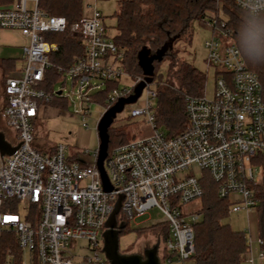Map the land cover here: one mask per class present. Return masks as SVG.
I'll list each match as a JSON object with an SVG mask.
<instances>
[{"label": "built area", "instance_id": "built-area-1", "mask_svg": "<svg viewBox=\"0 0 264 264\" xmlns=\"http://www.w3.org/2000/svg\"><path fill=\"white\" fill-rule=\"evenodd\" d=\"M226 1L251 15L264 16V0H216L217 13L205 19L212 30L205 43V64L207 71L216 70L214 97L209 100L206 92L202 97H188L187 127L173 138L156 127L155 83L123 70L124 54L96 6L91 15L71 25L66 18L43 11L40 0H14L0 6V29L17 30L28 40L23 47L25 68L19 76L9 77L3 88L8 103L3 106L2 119L16 137L3 132L12 146H20L12 156L0 153V264H110L101 251L105 222L118 194L125 195L118 223L129 224L152 209L160 210L166 217L169 238L163 241L157 236L149 245L159 239L161 247L164 242L163 251L159 248L162 264L188 261L195 253L194 226L201 214H184L182 207L205 196L202 181L206 176L217 184L218 197L231 201L232 214L255 212L253 186L262 182L263 174L253 159L264 155V88L235 44L223 10ZM67 31L83 40L85 54L67 68L57 67L52 55L59 46L46 36ZM52 69L64 75L65 84L59 81L54 91L47 93L40 86ZM68 81L88 103L92 94L105 89L106 82H119L121 88L112 91L105 112L133 96L141 83L146 85L140 96L145 97L142 106L131 109L130 114L144 115L153 133L108 155L104 168L111 191L105 190L97 166L99 148L86 150L73 160L67 157L65 145L50 153H42L34 145V123L41 104L55 96L65 97ZM90 115L88 106L82 115V132L92 129ZM22 205L26 207L24 215ZM34 210L39 213L35 225L26 220ZM6 235L15 237L23 252L21 262L13 250L4 251ZM79 241L87 243L92 255L75 254ZM261 257L264 259V253Z\"/></svg>", "mask_w": 264, "mask_h": 264}, {"label": "trees", "instance_id": "trees-1", "mask_svg": "<svg viewBox=\"0 0 264 264\" xmlns=\"http://www.w3.org/2000/svg\"><path fill=\"white\" fill-rule=\"evenodd\" d=\"M13 1L0 0V6H7ZM85 5L86 0H40L39 6L51 16L66 18L71 25L78 23L86 16ZM223 10L229 22L228 27L234 33L235 44L241 52L246 40L247 25L257 20H264V16L251 15L236 8L230 1L223 4ZM217 11L216 0H121L118 2V10L113 14V18L116 19L114 26L116 34L113 36V41L119 51L124 54L121 65L129 75L147 78L141 64L142 56H147L149 52L154 56L168 45L162 58L154 61V75L151 77L157 92L154 107L156 127L162 130L167 138H173L186 129L188 124L187 98L204 96L207 82V74L204 71L180 60L178 51L174 48V42L184 40L190 43L192 40L191 24L194 21L210 18ZM108 30H110L109 27ZM46 38L49 42L59 46V50L52 55V61L57 67L67 68L77 57L85 54L83 40L72 36L69 31L47 34ZM242 56L248 70L259 77L264 88V66L250 64L243 54ZM164 63L168 64L169 74L166 84H163L164 76L159 70ZM1 67L3 69L2 85L5 88L6 80L16 71V61L2 60ZM59 81L65 84L64 75L52 69L47 72V80L40 88L51 93ZM120 88L119 82H106L105 89L92 94L90 101L106 105L112 91ZM2 99L6 105L8 99L4 92H2ZM45 104L69 109V101L63 96H55ZM2 127L0 122L1 131L4 129ZM34 128L36 129L35 123ZM109 137V157L119 146L137 139L130 125H113L109 129ZM253 165L262 169L264 177V155L255 156ZM202 186L206 194L202 198L203 207L198 212L202 218L194 226L195 253L190 260L194 264H242L244 257L251 249L249 233L233 230L229 224L225 223V220L232 214V203L229 199L218 197L217 184L209 176L202 181ZM253 191L257 201L255 212L259 245L261 252L264 253V180L254 185ZM38 216V211H35L26 220L35 225ZM130 231L129 224H127L120 236ZM137 232L141 237L154 234L161 236L163 241L169 238V227L166 222L138 229ZM9 250H13L17 260L21 262L23 252L19 249L13 235H6L4 240V251Z\"/></svg>", "mask_w": 264, "mask_h": 264}, {"label": "rangeland", "instance_id": "rangeland-1", "mask_svg": "<svg viewBox=\"0 0 264 264\" xmlns=\"http://www.w3.org/2000/svg\"><path fill=\"white\" fill-rule=\"evenodd\" d=\"M121 0H98V5H102L100 8L103 10V20L106 26L114 25L113 12L118 10V2ZM94 0H86V15H91V9L88 4L91 5ZM99 9V10H100ZM207 20L194 21L191 24L190 32L192 33V40L188 41L180 40L174 42V48L178 51V56L181 61H184L191 66L204 71L207 74L206 82V97L212 100L214 97V91L216 86V70L214 68L207 71L205 64V59L207 57V49L205 47L206 41L210 40L212 35V30L206 23ZM110 35L116 34V29L111 28L109 30ZM28 44V40L17 30L0 29V110L2 109V74L3 69L1 67L2 60L12 59L16 61V71L10 76L17 77L21 74V71L25 68L26 63L23 59V47ZM151 53L147 57H152ZM168 64L164 63L160 67V72L164 76V83L166 84L169 79L168 74ZM125 83H128V79H124ZM155 88V87H153ZM152 88V89H153ZM60 90V86H57V91ZM77 90H72L71 82L68 81V85L65 89L63 95L67 97L69 101V109H62L56 105L41 104L39 117L35 129V147L42 153H50L54 148L60 145L67 146L66 155L73 160H78L79 156L83 154L86 150H98L99 148V135L97 131L98 123L101 120L105 112V108L108 105H101L99 103H88L85 102ZM144 98H140L136 105H129L126 107L122 113L117 115L114 122V126H125L130 125L133 134L137 138H145L153 133L151 125L147 123V119L144 115L133 117L130 114L131 109H137L142 106ZM156 104V103H155ZM154 104V105H155ZM90 106L91 115L88 117V122L91 123L92 129L87 132H82L80 129V124L82 122V115H84L85 109ZM2 128L5 132H12L16 137V132L10 130L6 125L4 120H1ZM259 172L263 174L262 169L257 167ZM199 176V173L197 174ZM261 180H264L263 175H261ZM203 207L202 199L186 204L182 207V212L184 214H192L199 212ZM25 206H20V211L22 215L25 214ZM202 218V216H201ZM201 220V219H200ZM166 222V217L158 209H152L142 217L129 222V233L120 236V250L121 252H140L149 244L156 241L157 235L149 234L148 236H139L137 230L145 227H150L155 224H161ZM200 222V221H199ZM225 223L229 224L233 230L236 231H246L249 233L250 249L248 253L249 261L258 262V258L254 253V246L258 249V255L261 256L262 252L260 250L259 238H258V223L257 214L252 212L249 216L245 213L241 214H231ZM164 242L161 243L160 252L163 251ZM93 251L87 248V243L85 241H79L78 247L75 249V254L77 256H90ZM172 264H194L191 260L185 261L183 263L174 262Z\"/></svg>", "mask_w": 264, "mask_h": 264}, {"label": "water", "instance_id": "water-1", "mask_svg": "<svg viewBox=\"0 0 264 264\" xmlns=\"http://www.w3.org/2000/svg\"><path fill=\"white\" fill-rule=\"evenodd\" d=\"M168 49V45L158 54L147 57L142 56L141 64L145 70L147 80L152 81L151 77L154 75L153 63L155 60H160ZM145 83H141L136 89L133 96L120 100L116 105L107 110L98 124L99 135V154L97 160V166L102 174V181L106 191H111L108 176L104 168V162L107 159L109 153V129L113 126L117 115L126 110V106L135 104L142 95ZM19 144L12 146L6 139L5 133L0 130V153L4 156H12L19 148ZM119 198L115 204L114 210L105 222L106 231L103 234L104 247L101 252L104 253L110 264H162L159 257L160 240L152 246H146L142 252L123 253L120 250V235L123 230L126 229L127 224L125 222L118 223L117 216L121 209L122 200L125 198L124 194H118Z\"/></svg>", "mask_w": 264, "mask_h": 264}, {"label": "clouds", "instance_id": "clouds-1", "mask_svg": "<svg viewBox=\"0 0 264 264\" xmlns=\"http://www.w3.org/2000/svg\"><path fill=\"white\" fill-rule=\"evenodd\" d=\"M241 52L250 64L264 66V20L247 25L246 40Z\"/></svg>", "mask_w": 264, "mask_h": 264}, {"label": "crops", "instance_id": "crops-1", "mask_svg": "<svg viewBox=\"0 0 264 264\" xmlns=\"http://www.w3.org/2000/svg\"><path fill=\"white\" fill-rule=\"evenodd\" d=\"M102 5L103 4H101V5H98V0H94V3H92L91 5H89L88 4V7L91 9V11H93V7L94 6H96V8L99 10L101 7H102ZM85 9H86V5H85ZM99 12L102 14V18H103V10H99ZM116 12V10L113 12V14ZM91 14H92V12H91ZM113 14H112V16H113ZM114 19V25H113V27L112 26H107V27H109L110 29L111 28H114V26H115V24H116V19L115 18H113ZM114 36V35H113ZM252 251H253V249H251ZM254 253H255V255H256V257L258 258V262H256V261H253L252 263H250V261H249V257H248V255H246L245 257H244V259H243V263L242 264H264V259H262V257L261 256H259L258 255V249H257V247L256 246H254Z\"/></svg>", "mask_w": 264, "mask_h": 264}, {"label": "flooded vegetation", "instance_id": "flooded-vegetation-1", "mask_svg": "<svg viewBox=\"0 0 264 264\" xmlns=\"http://www.w3.org/2000/svg\"><path fill=\"white\" fill-rule=\"evenodd\" d=\"M3 105H4V100L2 99ZM3 105H2V109H3ZM2 109L0 110V120H2ZM1 122V121H0ZM149 245V243H148ZM150 246V245H149ZM143 251V250H142ZM140 251V252H142Z\"/></svg>", "mask_w": 264, "mask_h": 264}]
</instances>
